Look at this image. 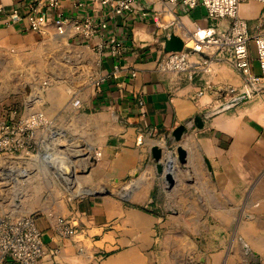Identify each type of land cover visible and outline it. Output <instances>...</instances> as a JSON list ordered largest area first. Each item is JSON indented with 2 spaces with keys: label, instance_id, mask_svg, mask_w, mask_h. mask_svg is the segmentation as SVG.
I'll use <instances>...</instances> for the list:
<instances>
[{
  "label": "crops",
  "instance_id": "crops-1",
  "mask_svg": "<svg viewBox=\"0 0 264 264\" xmlns=\"http://www.w3.org/2000/svg\"><path fill=\"white\" fill-rule=\"evenodd\" d=\"M70 2L63 1L66 11ZM30 3L0 0V48L26 50L46 39L25 20L9 21L14 7ZM177 14L181 24L160 30L131 13L110 19V33L131 41L116 57H102L73 39L90 49L82 57L87 71L79 85L53 86L43 102L16 105L22 113L43 111L61 131L59 140L83 155L74 162V177L59 169L40 173L17 187L22 195L18 189L16 200L10 194L5 212L36 213L47 251L36 264H97L99 252L105 254L101 264H264V85L252 87L227 55L204 54L189 71L159 70L165 34L183 36L194 23L219 28L230 22L207 17L202 5ZM240 14L248 22L252 68L259 74L254 39L264 32V3L245 1ZM39 49L26 51L36 56ZM107 74L111 77L97 83ZM243 87L253 91L249 100L204 116L202 127L194 125V116ZM76 96L82 99L79 108L72 104ZM181 124L188 130L177 141L173 133ZM154 145L163 150V172ZM98 150L102 155L95 160ZM102 188L111 192L100 193ZM123 190L127 196L119 193ZM60 215L78 227L75 235L60 232Z\"/></svg>",
  "mask_w": 264,
  "mask_h": 264
},
{
  "label": "built area",
  "instance_id": "built-area-1",
  "mask_svg": "<svg viewBox=\"0 0 264 264\" xmlns=\"http://www.w3.org/2000/svg\"><path fill=\"white\" fill-rule=\"evenodd\" d=\"M63 1L31 0L26 9L14 7L9 21L20 23L25 20L32 31L44 34L46 39L71 37L102 57H116L124 54L131 45L130 39L120 37L116 32L110 33V19L116 15L131 13L143 21H151L160 30L181 24L178 12L185 15L188 10L202 5L207 17L230 19L229 25L215 28L194 23L182 36L184 48L166 52L158 60V69L189 71L199 67L197 59L204 54L227 55L252 87L264 85V32L254 39L260 68L257 74L252 68L248 22L240 14L242 4L248 0H70L69 11L64 8ZM256 1L264 3V0ZM80 10H83L82 14H78ZM191 40L192 44L189 43ZM132 75H136L135 70ZM108 77L110 74L100 77L97 83ZM47 84L48 81H43V85ZM234 92L235 89H231V93ZM72 104L74 108L81 107V97H74ZM60 133L55 122L41 110L22 113L11 104L0 113V201H9L12 192L15 200L19 191L22 195V189L18 188V191L17 187H21L37 169L36 162L51 164L54 170L59 169V173L65 172L63 167L68 161L74 165L68 158L71 150L58 152ZM101 155L100 150L96 151L94 159ZM57 223L65 236H73L78 231L65 216H58ZM46 252L35 212L12 216L0 210V264H36ZM104 256L102 252L96 253L95 262L101 264Z\"/></svg>",
  "mask_w": 264,
  "mask_h": 264
},
{
  "label": "rangeland",
  "instance_id": "rangeland-1",
  "mask_svg": "<svg viewBox=\"0 0 264 264\" xmlns=\"http://www.w3.org/2000/svg\"><path fill=\"white\" fill-rule=\"evenodd\" d=\"M52 38L43 39L38 43L30 45V47H24L26 50L40 48L37 50L38 55L36 56L33 55L32 51L28 52L17 46L7 49L0 48V113L8 104H14L24 108V103L32 107L35 102H43L53 94V86L54 88L63 90L65 87L64 85L68 86L67 89H72V85H79L81 77H84L87 71L85 63L82 62V57L88 54L90 55V52L86 51L87 48L85 47H78V43L73 44V38L71 37L65 38L57 36L56 41H51ZM79 44L81 45V43ZM33 58L36 60H33ZM43 81L49 82L45 88L42 87L44 86ZM57 83L58 87L55 86ZM35 90L40 92L42 98L40 97L39 99L38 97V99H36V97H34ZM58 144V152L66 153L71 150L72 153H69V157L73 162L81 161L83 155H80L78 152L80 148L72 151V145L68 141H60ZM35 167H37L38 170L36 169L33 171L29 179H34L36 176L38 177L41 175L40 173L47 174L50 172L53 174L55 171L54 167H51V164L46 162H36ZM69 167L68 161L63 167L66 175L69 174ZM56 173L58 174V172ZM77 176H79V174L77 175L76 173V177ZM124 191L125 190L120 191L119 193L127 196ZM233 201H246V199L234 198ZM248 201H257V199H251L250 197ZM9 203L10 201H0V210L4 211ZM28 203H30V201H28L27 204ZM26 213L27 212L21 214Z\"/></svg>",
  "mask_w": 264,
  "mask_h": 264
},
{
  "label": "water",
  "instance_id": "water-1",
  "mask_svg": "<svg viewBox=\"0 0 264 264\" xmlns=\"http://www.w3.org/2000/svg\"><path fill=\"white\" fill-rule=\"evenodd\" d=\"M162 41L164 42L165 52L181 51L185 46L184 38L180 34L174 32V31L165 34L163 36ZM252 94H253V91H251L248 87L241 88L238 93L232 95L230 98H228L224 101H221L220 103H217L213 107L204 111L202 114H197L196 116H194V118H193L194 125L197 127H202L204 124V122H203L204 116L216 115L220 112H224V111L229 110V109H231L237 105H240V104L244 103L245 101L249 100ZM187 130L188 129H187L186 124L179 125L173 133L175 136V139L177 141L181 140L182 135ZM178 150H179V153L181 156H184L186 154V152L184 151V149H182V147L178 146ZM152 153H153L154 159L157 161L158 171L163 172L164 166L161 163V159L163 156V150L160 147L154 145L152 147ZM69 166L70 167H69L68 176L74 177L75 176V168H74V165H72V163L70 161H69ZM87 171H88V169L85 170V172H87ZM166 177L169 181H173L171 175L167 174ZM110 192L111 191L109 188H102L100 190V193H110Z\"/></svg>",
  "mask_w": 264,
  "mask_h": 264
},
{
  "label": "bare ground",
  "instance_id": "bare-ground-1",
  "mask_svg": "<svg viewBox=\"0 0 264 264\" xmlns=\"http://www.w3.org/2000/svg\"><path fill=\"white\" fill-rule=\"evenodd\" d=\"M191 42H193V41H190L189 43L192 44Z\"/></svg>",
  "mask_w": 264,
  "mask_h": 264
}]
</instances>
